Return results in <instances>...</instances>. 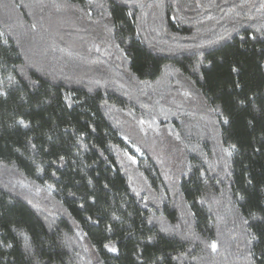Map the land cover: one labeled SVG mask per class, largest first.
Here are the masks:
<instances>
[{
	"label": "trees",
	"instance_id": "obj_1",
	"mask_svg": "<svg viewBox=\"0 0 264 264\" xmlns=\"http://www.w3.org/2000/svg\"><path fill=\"white\" fill-rule=\"evenodd\" d=\"M14 2L26 6L12 8L13 0H0V31L11 32L7 36L11 48H16L19 40L31 59L43 62L57 74L81 81L72 86V95L80 100L87 95L88 99L83 107L76 104L69 109L53 103L37 108L34 103L31 106L21 103L13 91L7 103H0V199L8 198L6 186L18 180L28 182L31 187V191L16 189L23 195L15 198L14 211L0 219V232L9 223H15L33 238L30 254L25 253L21 240L8 250L11 254L5 252L6 259L0 260V264H89V261L97 264V260L101 264H137L136 244L144 239L148 229L147 225L141 226V220L148 216L163 220L168 228H178L181 232L191 227L200 240L190 242L180 236L165 235L156 224L150 234L156 235L157 240L144 248V264H243L232 239L236 233L229 212V181L225 179L218 184L212 179L223 176L219 166L222 161H217L219 146L212 133L214 117L195 93L199 90L211 94L228 86L232 79L229 60L221 63L220 57L243 59L245 78L252 87L264 82V75L255 70L253 42L247 40L257 27L264 25V12L236 7L242 0H139L144 7L135 9V20L124 17L119 9L114 10L117 22H124L125 33H134L137 27L141 30L143 43L136 41L133 45L132 70L137 81H130L121 61L111 54L105 35L101 16L104 9L100 5L108 8L110 0ZM251 2L259 4L262 0ZM157 4L163 7L157 8ZM89 11L91 16L87 15ZM32 23L37 25L36 32L30 31ZM234 28L238 31H233L231 41L196 49L199 42L208 44L217 34ZM240 35L247 40V53L238 48L244 43ZM194 36L196 40L192 39ZM12 58L17 63L23 61V57H16L14 53ZM209 63L210 69L206 67ZM197 64L200 72L206 74V80H200L199 73L193 71ZM96 80L106 87H98L88 94L87 86ZM139 81L148 84L145 86ZM62 83V79L56 81L57 85ZM4 84L7 85L6 77ZM59 91L63 93L65 89ZM185 91L193 93L192 97H185ZM101 104L105 107L100 108ZM19 118L32 123L34 130L7 127ZM88 123L97 131L87 136L89 150L81 152V157L83 163L90 165L88 176L96 178V205L88 201L91 192L87 181L71 163L77 159L78 151L71 129L83 130ZM50 124L58 125L53 133L57 136V149L68 154L69 163L63 168L51 163L56 159L54 154H33L26 150V137L39 136L36 126L42 125L48 131ZM65 128L69 129L67 134ZM177 133L179 141L175 138ZM261 135L259 127L249 129L244 115H239L231 136L224 137L228 142L238 140L244 145L243 156L232 159L233 193L243 186L244 165L258 178L264 175V156L250 155L249 148L250 144L259 146L257 140ZM12 146L19 151L11 150ZM137 148L154 176L125 156ZM101 151L107 160L100 156ZM37 165L43 168L42 175L37 174ZM189 165L194 166L191 178L181 175ZM201 170L208 177L207 184L200 178ZM53 171L60 177L59 181L51 175ZM104 183L109 184L110 193L102 189ZM48 184L56 188L50 195L46 191ZM132 188L148 198V208L142 207V202L136 203L139 197ZM69 191L75 196H69ZM205 194L215 197L211 212L209 205L197 202ZM25 197L32 200L31 205ZM81 202L85 204L84 209L79 207ZM122 204L131 215L125 214L123 223L112 221V209ZM186 205L195 213L194 222L186 215ZM46 221L52 224V230L46 227ZM209 223L216 224L219 232L215 227L208 228ZM109 224L112 225L110 232L106 230ZM130 228L132 236L128 235ZM212 240L218 243L215 253L205 243ZM109 241L117 246L119 255L103 248V243Z\"/></svg>",
	"mask_w": 264,
	"mask_h": 264
},
{
	"label": "snow or ice",
	"instance_id": "obj_2",
	"mask_svg": "<svg viewBox=\"0 0 264 264\" xmlns=\"http://www.w3.org/2000/svg\"><path fill=\"white\" fill-rule=\"evenodd\" d=\"M91 3V0H89ZM227 2V0H225ZM12 8H18L26 5L15 4L10 5ZM9 7V5H5ZM104 11L101 12V16L104 20V30L106 39L108 41L109 47L111 49V54L116 56V59L121 61L123 70L127 73L130 81H137L135 72L132 70L135 64V57L133 56V45L136 41L143 43L141 39V30L139 27L133 32L129 31L125 33L123 30V21L117 22L114 17L113 11L119 9L124 17L127 19L135 20V9L143 8V3L139 0H110L109 7L104 8V5H100ZM157 8H162L163 4H157ZM236 7L241 8H256L260 12H264V0L259 4H254L251 0H242ZM88 16H91V12H87ZM253 17H249L252 19ZM175 19V17H173ZM95 23H100V21H95ZM23 27V25H21ZM31 32L37 31L36 23H32L30 26ZM211 32H215L214 29H209ZM233 31H238L237 29L226 30L224 33L217 34L216 37L209 41L208 44L204 42H199L195 47L197 50L213 46L224 44L232 40ZM11 35V32L6 34L0 31V103H7L11 92H16L19 101L23 104H28L31 106L33 103L37 108H41L42 105H50L53 103L62 104L64 107L71 109L74 105L79 104L80 106H85L87 103V95L85 99L80 100L74 98L72 95V86L74 84L81 83V81L74 80L73 77L67 75L57 74L54 70L49 68L46 64L41 61L33 60L29 57L27 51H25L24 46L19 40L16 41V48H11L9 45V40L7 36ZM176 39L175 37L173 38ZM196 40L197 37H192ZM239 39L244 43H241L238 48L243 49L244 53H247L249 49L247 48V40L252 41L251 51L256 54L255 60V70L264 75V25L257 27L255 32L247 37L240 35ZM178 43V41H177ZM257 44L260 47H257ZM18 49V50H17ZM100 51V48H96ZM185 50V49H181ZM190 50V49H189ZM163 51V49H161ZM12 53L16 57H23V61L17 63L12 58ZM225 59L229 60V71L232 79L230 80L228 86L221 87L215 90L213 93L200 92L197 90L195 93L198 101L203 104L207 112L211 113L214 119L211 120L213 138L217 141L219 146V154L217 155V161H222L221 171L223 176L217 178L215 176L212 179H216V182L223 183L225 179L229 181V212L232 215V223L235 225L233 230L236 234L233 235L232 239L236 242V247L241 253V259L243 264H264V175L257 177L253 171L250 170L248 165H244V171L242 173L243 181L242 188L237 189L234 193L231 191V177L232 172L230 171L232 167V159L235 156H243L244 145L242 142L236 140L228 142L224 137H230L233 131L236 119L239 115H244L246 126L249 129L255 130L257 127L261 129L262 135L257 140L259 146L249 145L251 149L250 155L255 156L256 154H261L264 156V82L258 87H252L250 82L245 78V62L239 57H220L219 62L223 63ZM203 60L200 61V64ZM200 64H197L193 71L199 73L200 80H206V74L200 72ZM206 67L209 69L212 64L209 63ZM36 78H33V77ZM6 77L7 85L4 84V78ZM63 80L60 85L56 84L57 80ZM139 83L147 86V81H139ZM106 87L105 84H101L99 80L92 82V84L87 86V93L92 94L96 88ZM60 88L65 89L63 93L59 91ZM43 89V91H42ZM52 89H56L53 91ZM185 97L191 98L193 93L185 91L183 93ZM100 108H104L105 105L101 104ZM140 124L143 125L144 121L141 120ZM11 129H27L34 130V126L30 122H26L25 119L19 118L14 119L12 123L7 125ZM35 130L39 132V136L32 135L27 136L25 139L26 150L33 154L36 153H50L56 156V159L51 161L52 164H57L58 167L63 168L69 163L68 154L57 149V136L53 133L58 130V125L50 124L48 131H44L43 126H36ZM90 130V132H89ZM96 127L88 123L85 125L83 130H77L75 128L71 129L72 140L74 146L78 148L75 153L77 159H72V165H75V171H77L83 178L86 179L87 185L89 186L91 194L88 196V201L92 205L97 204V197L95 195L96 190V178L89 177L87 173L88 167L83 163L81 157V152H87L89 150V145L87 144V136L90 133H96ZM69 132L68 128L64 129V133ZM172 133L169 132V135ZM177 141L180 140L179 133L175 134ZM39 139V143L37 140ZM126 142L127 139L125 138ZM226 145V146H225ZM91 147H95L92 145ZM11 150L19 151V148L12 146ZM139 152V149H136ZM100 156L104 157V153L101 151ZM127 159L133 164L136 160L133 156L128 155ZM33 163L35 161L33 160ZM123 167V165H121ZM193 167L189 165L185 172H182V176H188L191 178L190 174L193 172ZM210 168L212 166L210 165ZM114 170V169H113ZM214 171V169H212ZM43 168L37 165V174H43ZM51 175L59 181L60 177L57 176L56 171H53ZM100 174L97 173V176ZM200 178L205 184L208 183V177L205 175V171L201 170L199 172ZM10 195L6 200L0 199V219L6 216L8 213L14 211L16 205V197L23 195V192H17L16 189H22L31 191V187L28 182L24 180H18L16 183L11 184L10 187L6 186ZM102 189L105 193H110L108 183L102 185ZM40 189H37L39 191ZM46 191L49 195L56 191V188L52 184H48ZM132 192L135 196L139 197L136 201L137 204H141L142 207L148 208V198L140 196V192L135 188H132ZM69 196H75L74 192L69 191ZM223 195V193H222ZM234 197V198H233ZM27 199V197H25ZM79 199L83 200L84 197ZM201 205H209V212L212 211L211 205L215 202V197H209L207 194L202 196L197 201ZM28 204H32V200L27 199ZM35 207V205H33ZM81 209L85 208V204L81 202L79 204ZM188 208L186 215L191 218L194 222L195 213ZM127 214V209L124 205H120L119 208L112 209L111 220L114 222L123 223L122 217ZM92 221V217H88ZM98 223L99 221H93ZM188 223V221H185ZM46 227L52 230L53 226L51 223L45 222ZM159 224V231L165 235H175L180 236L182 240L186 241H196L200 240V237L189 227L186 231L181 232L178 228L172 229L168 228L163 220H157L153 216L143 217L141 220V226H148L147 233H144V239L136 244L137 249V264H144L143 250L147 245L154 244L157 240V236L150 234L152 232V226ZM208 228H219L216 224L209 223ZM107 231H112V225L109 224ZM134 233L132 229H129L128 235L132 236ZM77 235H80L77 233ZM32 237L25 232L23 229L18 227L15 223H9L5 226V231L0 232V260L6 259L5 252L12 250L20 241L23 242V248L25 253H31L32 251ZM206 243V247H209L213 253L218 250V243L216 240H212L210 243ZM242 245V247H241ZM103 248L114 255H119V249L113 243L106 242L103 243ZM8 254H11L8 252ZM179 259V257H176ZM91 264V261H89ZM97 264H101V261L97 260Z\"/></svg>",
	"mask_w": 264,
	"mask_h": 264
},
{
	"label": "rangeland",
	"instance_id": "obj_3",
	"mask_svg": "<svg viewBox=\"0 0 264 264\" xmlns=\"http://www.w3.org/2000/svg\"><path fill=\"white\" fill-rule=\"evenodd\" d=\"M131 156H133L136 160V163L146 172H148L150 175L154 176V173L150 167V165L147 163V161L145 160V158L142 156V154L140 152H137L136 150L134 151V153L130 154ZM162 191V189H160Z\"/></svg>",
	"mask_w": 264,
	"mask_h": 264
}]
</instances>
